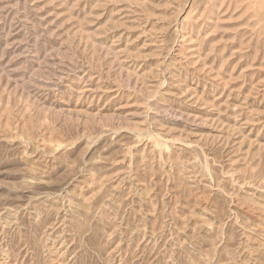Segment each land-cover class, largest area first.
<instances>
[{
	"label": "rangeland",
	"instance_id": "1",
	"mask_svg": "<svg viewBox=\"0 0 264 264\" xmlns=\"http://www.w3.org/2000/svg\"><path fill=\"white\" fill-rule=\"evenodd\" d=\"M0 264H264V0H0Z\"/></svg>",
	"mask_w": 264,
	"mask_h": 264
}]
</instances>
